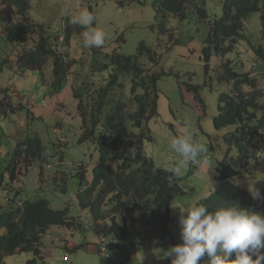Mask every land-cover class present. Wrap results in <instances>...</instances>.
Returning a JSON list of instances; mask_svg holds the SVG:
<instances>
[{
    "label": "clouds",
    "instance_id": "obj_1",
    "mask_svg": "<svg viewBox=\"0 0 264 264\" xmlns=\"http://www.w3.org/2000/svg\"><path fill=\"white\" fill-rule=\"evenodd\" d=\"M81 1L85 2L86 5L94 2L96 9L94 10L92 5H87V8H83L76 14L71 15L69 0H0V40L6 45L5 49L0 52V121L2 119L7 120L13 116L19 117V127L13 134L17 139L15 148L19 144L22 149L20 155L17 156L13 152L11 155V157L13 155L17 156L14 178L11 177V170H14V167L8 166L12 160L9 161L4 172H2L3 168L0 170L2 172L0 173V189L3 190V184L1 183H5L8 178L11 182H14L19 180L20 172L23 171V175L28 172L26 171L24 159L26 156L29 157L31 155L26 154V149L22 142L24 140L28 141L27 139L32 137L30 133L34 134L33 130L26 132L27 129L25 127L29 117L34 119L35 115H39L36 112L34 114L33 107L35 104L48 107L50 111L40 115L50 119L53 115L66 108V101H70L72 108L68 113L71 117L79 119V129L75 134L77 137L76 142L92 143L96 152V157L90 164L91 180H87L83 189L76 193L80 207L77 213H72L68 205L62 208H53L46 198L29 200L17 196L20 192L18 190L15 196L9 195L8 197L4 194V191L2 192L0 216L6 215L9 211H14L15 214L11 222H19L24 216L25 203L45 200L48 210L57 216L58 224L50 226L43 235V241L44 237L53 228L79 229L82 225L83 217L90 216V227L97 238L95 250L102 256L105 255L99 264H110L111 245L121 246L125 243L118 244L113 238L103 234L101 228L109 221V217L102 216L97 218L95 212L90 209L91 200L97 197H85L83 191L91 184L95 170L102 166L110 167L114 172L127 178L130 165L135 161H146L147 167L163 168L171 172L173 183L177 189L169 204L170 220L167 222L169 230L164 229L163 225L161 226L158 223V220L163 219L164 209L157 215H152L154 217L153 223L159 224L161 234L164 235L162 241L167 238L166 241L171 240L174 244L167 249L165 256L167 258L164 264L167 263L169 258L171 259V264H201L205 257L208 259V264H264V214L257 212V209L241 206L238 202L226 207L216 206L215 211H209L204 204V200L207 198H212L215 202L222 200V196L218 193L220 191L219 176L226 171V166H233L232 161L235 160L237 154L235 146L228 145L226 141V137L235 131L236 125L228 123L217 127L214 122L220 113V95L231 96L233 93V81L226 79L229 71L242 73V70L236 71L229 64L231 59L228 58V53L237 44L241 43L243 45V43L248 41L250 46H258L262 44V40L257 45L252 44L247 38H241L235 42L228 41V47H230L228 51L221 50L208 60L207 73H205L204 69V60H198L202 68L203 77L207 81L225 82L231 85L229 92L223 91L218 94L217 114L213 117L215 128L220 129L228 125L232 127L224 135V143L227 148L221 158L217 159L216 164L202 168L201 164L194 162L205 154V145L194 139V132L190 126H185L181 133L183 124L177 122L175 125L168 116L162 119L159 114L158 103L160 81L157 83V88L151 81L147 80L142 85L141 79L136 86L135 75L137 72L131 68V63L137 65L136 68L138 70L151 78H171L170 75L173 74L171 70L175 69H167L161 65L163 55L173 48H179L183 53V50H187V45L193 35L179 41L174 27L167 29L166 26L172 19L183 22L188 19L189 14L198 20L206 21L207 26H209L214 19L219 18L221 15L219 17L207 15L205 6L209 3V0H195L193 3L196 7H203L205 16L200 17L196 7L184 8L183 13L181 12L182 15L178 13L169 14L170 16L165 22L166 30L162 33L157 32V39H166L165 45L162 46L161 44L163 50L161 49L157 60L152 58L154 56L152 53L153 51L155 52L154 48L144 39L139 41L135 53H122L120 49L124 37L119 34V39L116 43L117 51L114 52V57L104 62L99 58V55L103 52L106 34L111 36L113 34L100 28L102 26L99 24L102 21L96 27L94 26L101 11L102 13L105 12L101 9L109 10L108 6L112 0ZM124 1H119V4H123ZM42 2H47L49 7L57 4L55 9L56 19H51V22L48 19L45 23L38 21L42 20V17L33 9L36 8V4ZM220 2V0L216 3L213 2L212 6ZM151 4L155 9L154 0L151 1ZM258 14L260 15V13ZM245 19L246 17L242 19L243 25ZM102 24L107 25L109 22L105 21ZM155 24L157 26V23ZM76 25L85 29L81 35H76L78 33L73 31ZM68 26L73 32L69 41L65 39ZM50 28L58 30V35L48 32ZM80 37H83V43H81ZM142 41H145L151 51L149 54L145 52L142 55H137L135 59L133 56L138 54ZM183 41H187V43L184 44ZM7 47L9 48L7 49ZM83 48L90 51L81 54L76 53ZM95 51L98 53H94ZM124 56H132V58L130 64L125 66V68L123 67L125 72L121 73L112 65V60L120 59ZM188 56L187 53H183L184 58H189ZM247 61H252L253 69H263L256 76L264 74L263 61L253 56L247 57ZM242 62L244 63L245 61L242 60ZM158 65L161 67L158 68ZM225 65H228L233 71L227 69ZM86 66H88V70H86L85 76L82 71ZM6 67L9 68L11 74V79L9 80L1 77V73ZM161 72H164V74L159 75ZM39 76H41L42 82H40ZM32 77L37 78L35 90L39 92L37 94L32 92L28 99H21L18 96L16 98L13 94L15 89L19 85L27 83ZM48 84L50 88L48 91H44L43 88ZM249 87L252 88V86H241V89L245 92H251L248 90L250 89ZM254 91L257 92L258 90ZM45 95H50V99H46ZM195 97L199 99V95H196V93ZM22 110H26L27 114L21 112ZM167 126L171 128V137L168 143L170 142L171 150L177 153L180 159L164 167L154 162V158L150 156V149L158 140L163 139L165 127ZM55 129L58 131L63 130L62 127L58 126ZM86 131L90 133V140L82 139ZM156 131H158V135ZM174 134H176L175 137H173ZM69 142L71 141L64 136L57 137L52 142V148L49 152L45 144H42V150L38 154L40 156L38 164L34 169L38 172L40 183H44L47 180L55 181L56 178L53 174L58 173L59 169H70L74 171L72 173L73 176L80 175L81 178H86L87 169L85 166L80 161L74 162L66 157L67 149L70 146ZM205 142H210L211 149H213L209 138H205ZM263 145L261 146L263 147ZM261 146L257 147V155H254L256 148L250 147L248 157L243 158L237 167L234 166L235 173L232 174V177L229 176L225 180L227 181L234 177L239 179L243 175L257 176L261 181L260 192L254 185L247 188L244 184L239 183L238 180L235 181V184L241 185L248 190V197L257 201H260L263 197L261 187L264 185V179L262 178L264 175V161L260 158L262 153ZM44 162L46 163L44 164ZM21 165H23V168H21ZM186 167L187 170H184ZM207 169L211 171V174L208 173ZM50 170H53L51 174H49ZM250 172L256 174H250ZM64 173L67 174L66 171ZM206 174L210 176V181L204 183L201 191L194 195L195 185L203 180L202 178ZM179 194L185 199L191 200L192 203L188 206H171ZM172 209L177 211V220L172 214ZM148 216L150 214L146 215L145 218L147 219ZM119 218L122 220L121 217ZM135 228L137 229L136 226ZM7 229V227L0 225V264L4 263L6 256L21 252H32L33 254L31 258L27 259L25 264H36L38 260L46 264L44 260L45 252L50 243H44L40 254H35L33 251L12 253L5 248L3 242L2 235L6 233ZM137 236L135 239H141ZM83 245L84 243H75L67 238L61 239L60 242L62 249L69 254L75 253ZM134 250L132 253L136 252ZM127 257H132V254H127Z\"/></svg>",
    "mask_w": 264,
    "mask_h": 264
},
{
    "label": "rangeland",
    "instance_id": "obj_2",
    "mask_svg": "<svg viewBox=\"0 0 264 264\" xmlns=\"http://www.w3.org/2000/svg\"><path fill=\"white\" fill-rule=\"evenodd\" d=\"M121 0H112L108 9L102 8L105 11L97 19L95 26L101 21L105 23L108 21L109 24L102 26L103 30H107L113 36L106 34L105 43L103 45V52L100 53L99 58L102 61L107 62L114 57V52H116V43L119 39V34H122L124 41L121 43L120 51L125 54L135 53L136 47L141 39L148 41L150 45L154 48L152 58L157 60L158 54L161 52V44L165 45L164 40L157 39V26L155 24V9L151 4L153 0H125L123 4H119ZM214 3L218 0H212ZM206 4L205 9L207 15L217 16L221 15L222 1L212 6V2ZM70 13L71 15L76 14L83 8L88 6L96 9V4L94 2L87 3L81 0H69ZM56 6L53 4L49 7L47 2H42L36 4V8L33 9L38 13L42 20H38L41 23H45L48 19H56ZM153 24V26H151ZM206 21H201L195 17L188 15V19L183 22L176 19H172L170 23L166 26L167 29H171L173 26L175 29L176 37L179 41L185 40L188 37L195 35L194 42L201 45V41L206 35L205 26ZM245 31L247 32V38L252 44H259L261 42V21L258 13H250L244 20ZM111 26V27H110ZM81 43H83V37H80ZM184 44L187 41H183ZM248 44V41H246ZM5 43L0 40V52L5 49ZM9 47H7L8 49ZM102 48V47H101ZM163 50V49H162ZM88 49H82L77 54L83 52H89ZM93 53V51H92ZM94 53H98L95 51ZM186 54L187 50H183ZM182 50L179 48H173L168 53H165L162 57L161 65L165 68L176 69L178 63L186 62L188 58L183 57ZM251 48L247 49V46L237 44L233 46L232 51L228 53V58L231 59L230 65L236 70H242L243 61H247V57L253 56ZM89 55V53H87ZM161 66L158 65V68ZM197 73V83H198V95L199 99L195 97V92L192 90L187 91L185 87L180 88L177 80L175 78H164L160 81L158 90L159 94V114L162 117H169L172 122L183 124L182 130L185 126H190L194 132V139L205 145L206 152L201 157L197 159L194 163L201 164L202 168L212 166L217 163V159L221 158L227 145L224 143V135L232 127L230 125L217 129L213 125V117L217 114V98L218 94L223 91L230 90V84L225 82L213 81L209 82L203 77L202 68L199 64L193 65ZM86 66L82 73L86 76ZM1 77L4 79H11L10 70L6 67L1 73ZM40 82H42L41 76H39ZM256 85L248 90L251 92L254 90L264 89V74L255 77ZM11 81V80H10ZM37 86V78H30L27 83L19 85L13 92L14 96L21 99H28L32 92L37 94L39 91L35 90ZM246 87V86H245ZM49 84L43 88L44 91H48ZM247 89V88H246ZM46 99H50V95H45ZM20 99V100H21ZM19 100V101H20ZM30 104L29 102H27ZM72 108L70 101H66V108L59 111L50 119L45 118L40 115L42 113H48L50 109L43 105H37L33 107L35 112L39 115H35L34 121L37 127L33 131L44 132L45 134V146L49 152L52 148V142L56 140L57 137L64 136L69 142V148L66 152V157L71 161H80L87 169L86 178H81L79 176H73L70 169H59L58 173H54L56 180H47L44 183H40L39 175L37 170H30L25 175L23 171L20 172L21 176L19 180L11 182L8 178L5 183H3V190L0 189V201L1 194L4 191L5 195L8 197L15 196L16 191H20L17 196L33 200L36 198H46L49 204L53 208H62L64 206H69L72 213H77L79 210V203L76 193L83 189L87 180H91L90 164L96 157V152L94 150V145L89 142L77 143L76 133L79 129V119H75L69 115V110ZM24 114H27L26 110H22ZM22 116V115H20ZM22 120V118H20ZM62 127V131H58L56 127ZM19 127V117L13 116L9 119H2L0 121V170L3 168L5 171L7 164L11 159L13 150L15 149V144L17 139L14 137L15 130ZM25 129V128H24ZM158 130V129H156ZM30 130H27L28 132ZM157 135H158V131ZM171 128L169 126L165 127V132L163 134V139L158 140L154 145L151 146L150 156L154 158V162L157 165H163L167 167L169 163L176 162L180 159L179 155L171 150L169 138L171 137ZM176 134L173 135L175 137ZM205 138H209L212 142L213 149H211L210 142H205ZM262 148V153L260 158L264 161V145ZM210 156V157H208ZM171 161V162H169ZM46 162H44L45 164ZM188 167V166H187ZM187 167L184 170H187ZM23 168V165H21ZM67 172L65 174L64 172ZM211 174V171L208 170ZM0 172V173H2ZM53 170L49 171L51 174ZM207 174L203 176V180L199 181L194 188L193 194H198L204 183L210 181V176ZM241 184H244L247 188L254 185L256 189L260 192L261 181L257 176L251 177L250 175H243L238 179ZM8 192V193H7ZM192 203L191 200L185 199L181 194H179L171 206H188ZM172 214L177 220V211L172 209ZM150 219L147 217L146 221L141 220L138 224H134L137 227L138 236L141 239H135L129 241L121 246L116 244L111 245L110 249V264H164L166 261L167 249L173 246L171 240H167L164 235L161 234L159 229V224L150 223ZM91 217L85 216L82 219V225L79 229L67 228V227H56L53 228L51 232L44 237V243L50 245L47 247L45 252V262L46 264H99L103 260V256L95 250L97 246V238L94 235L92 228L90 227ZM150 225V227L148 226ZM178 225V223H177ZM179 226V225H178ZM67 238L69 241L75 243H84L82 248H79L75 253L69 254L62 249L60 246L61 239ZM141 246H140V245ZM136 252H133V250ZM134 250V251H135ZM127 254H132V257H127ZM33 256L32 252H21L13 255L6 256L4 258V263L2 264H25L28 258ZM36 264H44L40 260Z\"/></svg>",
    "mask_w": 264,
    "mask_h": 264
},
{
    "label": "trees",
    "instance_id": "obj_3",
    "mask_svg": "<svg viewBox=\"0 0 264 264\" xmlns=\"http://www.w3.org/2000/svg\"><path fill=\"white\" fill-rule=\"evenodd\" d=\"M194 1L154 0L155 23H157L159 31L162 33L166 30L165 22L170 16L169 14L178 13L182 15L184 8L196 7L193 3ZM221 10V16L214 19L209 26H205L206 37L204 36L202 39L201 45L194 42L195 35H193L187 45L188 60L178 63L176 69L171 70V73H173L170 75L171 79L175 78L180 88L185 87L187 91L192 90L196 95H198L199 85L196 81L198 75L193 65L196 64L197 67L199 65L198 60H204V69L205 73H207L208 60L221 50L228 51V48L230 49L228 41L235 42L241 38H247L242 19L252 12L260 13L262 44L250 46V44L245 42L243 45L247 46V49L251 48L253 57L264 62V0H223ZM196 11L200 17L205 16V10L202 6H197ZM84 30L78 25L73 28V31L78 33L76 35H81ZM48 32L57 36L59 31L50 28ZM72 35V29L68 26L65 39L69 41ZM150 51V47L146 45L145 41H142L138 54L133 57L136 59L137 55H142L145 52L149 54ZM131 58L132 56H124L120 59L112 60V65L119 72L124 73L123 67L125 68V66L130 64ZM136 67L137 65L131 63V68L137 72L135 75L136 86L141 79L142 85L147 80L151 81L157 88L158 81L163 80L159 79V77H154V79L144 75ZM225 67L232 70L228 65H225ZM262 70L261 68L253 69L252 61H245L242 73L229 71V75L226 77L227 80L233 81V93L231 96L220 95V113L214 122L217 127L228 123L236 125L235 131L226 137V141L228 145L235 146L237 154L235 160L232 161L233 166H226V171L219 176L220 191L218 193L222 196V200L219 202H215L212 198L204 200V204L209 211H215L216 206L219 205L220 207H226L238 202L241 206L257 209V212L264 214V185L261 187L263 197L260 201H257L248 197V190L245 187L235 184V181L238 180L235 179L236 177L225 181L227 177H232V174L235 173L234 166L237 167L243 158L248 157L250 147L256 148L254 155H257V147L264 144V89H260L261 91L258 90L257 92H245L241 89V86H256L255 76ZM160 74H164V72ZM36 127L37 124L34 119L29 117L25 128L27 130H35ZM33 132L34 134L30 133L32 137L28 138V141L24 140L22 142V145L25 146L26 154L31 155L29 157L26 156L24 159L26 171L36 168L40 157L38 154L42 150V144L46 139L44 132ZM82 139L90 140L89 131L85 132ZM21 152V146L18 144L13 154L18 156ZM17 156L13 155L10 159L12 161L8 165L14 167V170H11L12 178L15 177ZM251 173L256 174L254 172ZM262 178L264 179V175ZM176 190L171 172L163 168L147 167L146 161H135L129 167L127 178L107 166L96 169L91 184L87 186L83 193L85 197H97L91 200L90 209L95 212L97 218L102 216L109 217V221L104 224L101 231L119 244L135 239L138 235L136 228L134 229L135 223H139L141 220L146 221L145 216L150 214L148 216L150 219L149 224H154L152 215H157L163 209V219L158 220V223L161 226L163 225L164 229L169 230L167 226V222L170 220L169 204ZM14 214V211H9L6 215L0 216V225L8 228L6 233L2 235L5 248L12 253L33 251L35 254H40L44 246L43 235L51 225L58 224L57 216L48 210L45 200L25 203L24 216L19 222H11ZM149 224L148 226L150 227ZM166 264H171L170 258ZM201 264H208L207 257Z\"/></svg>",
    "mask_w": 264,
    "mask_h": 264
}]
</instances>
